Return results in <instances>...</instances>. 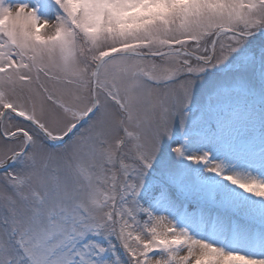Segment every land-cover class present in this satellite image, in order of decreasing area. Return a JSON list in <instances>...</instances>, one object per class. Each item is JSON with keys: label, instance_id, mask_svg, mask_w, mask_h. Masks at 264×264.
I'll list each match as a JSON object with an SVG mask.
<instances>
[{"label": "snow or ice", "instance_id": "snow-or-ice-1", "mask_svg": "<svg viewBox=\"0 0 264 264\" xmlns=\"http://www.w3.org/2000/svg\"><path fill=\"white\" fill-rule=\"evenodd\" d=\"M0 264H264V0H0Z\"/></svg>", "mask_w": 264, "mask_h": 264}, {"label": "rangeland", "instance_id": "rangeland-1", "mask_svg": "<svg viewBox=\"0 0 264 264\" xmlns=\"http://www.w3.org/2000/svg\"><path fill=\"white\" fill-rule=\"evenodd\" d=\"M48 107L52 108V106H50V105Z\"/></svg>", "mask_w": 264, "mask_h": 264}]
</instances>
